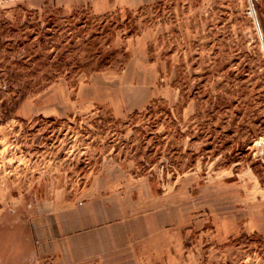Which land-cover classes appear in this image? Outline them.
I'll use <instances>...</instances> for the list:
<instances>
[{"label": "rangeland", "instance_id": "rangeland-1", "mask_svg": "<svg viewBox=\"0 0 264 264\" xmlns=\"http://www.w3.org/2000/svg\"><path fill=\"white\" fill-rule=\"evenodd\" d=\"M94 199L132 264H264V0H0V226Z\"/></svg>", "mask_w": 264, "mask_h": 264}, {"label": "crops", "instance_id": "crops-1", "mask_svg": "<svg viewBox=\"0 0 264 264\" xmlns=\"http://www.w3.org/2000/svg\"><path fill=\"white\" fill-rule=\"evenodd\" d=\"M94 200L69 205L36 226H0V264H132L134 248L147 237H134L142 226H132V215L115 200ZM146 229L153 235L159 227Z\"/></svg>", "mask_w": 264, "mask_h": 264}]
</instances>
